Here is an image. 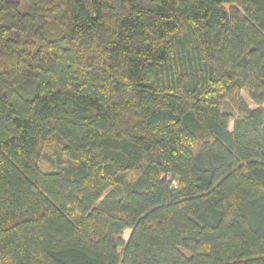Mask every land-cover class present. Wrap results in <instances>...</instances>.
<instances>
[{
    "label": "trees",
    "instance_id": "obj_1",
    "mask_svg": "<svg viewBox=\"0 0 264 264\" xmlns=\"http://www.w3.org/2000/svg\"><path fill=\"white\" fill-rule=\"evenodd\" d=\"M25 2L0 0V264H264V0Z\"/></svg>",
    "mask_w": 264,
    "mask_h": 264
},
{
    "label": "rangeland",
    "instance_id": "obj_2",
    "mask_svg": "<svg viewBox=\"0 0 264 264\" xmlns=\"http://www.w3.org/2000/svg\"><path fill=\"white\" fill-rule=\"evenodd\" d=\"M19 1L20 5H21V10L25 11L28 7V5L26 4L25 0H16ZM242 97L243 99L247 102V104L249 105L250 108L252 109H256V108H262L264 109V104L262 106H258L255 103H253L250 98L248 97V95L246 93H242ZM221 111L223 113L232 115L233 117H237V112L235 111L234 107L232 106L231 103L229 102H224L223 105L221 106ZM233 130V123H231L230 127H229V131L232 132ZM55 150V143H51L50 146L48 148H46L45 150V154L46 156H52V154L54 153ZM40 168L42 171L44 172H49L52 170V166L49 163V161L47 159H43L40 162ZM131 235V231L127 230L124 233L123 239L127 242L130 238Z\"/></svg>",
    "mask_w": 264,
    "mask_h": 264
}]
</instances>
